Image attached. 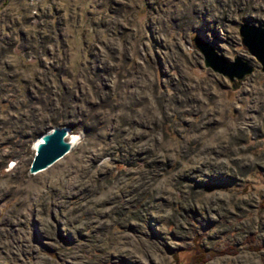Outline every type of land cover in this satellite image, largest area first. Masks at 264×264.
Listing matches in <instances>:
<instances>
[{
	"label": "rangeland",
	"instance_id": "rangeland-1",
	"mask_svg": "<svg viewBox=\"0 0 264 264\" xmlns=\"http://www.w3.org/2000/svg\"><path fill=\"white\" fill-rule=\"evenodd\" d=\"M241 23L264 26V0H0V264H264ZM194 36L252 71L204 67ZM52 126L75 143L29 173Z\"/></svg>",
	"mask_w": 264,
	"mask_h": 264
},
{
	"label": "water",
	"instance_id": "water-1",
	"mask_svg": "<svg viewBox=\"0 0 264 264\" xmlns=\"http://www.w3.org/2000/svg\"><path fill=\"white\" fill-rule=\"evenodd\" d=\"M238 34L241 45L254 56L261 66V71L264 72V26L241 23L238 26ZM192 41L202 54L204 67L226 76L231 82L234 79L238 82L253 69L237 56H234L233 60H227L201 36H194ZM67 133L68 129L63 126H52L40 133L34 143V152L27 171L32 174L39 172L65 155L71 147V143L65 138Z\"/></svg>",
	"mask_w": 264,
	"mask_h": 264
},
{
	"label": "bare ground",
	"instance_id": "bare-ground-1",
	"mask_svg": "<svg viewBox=\"0 0 264 264\" xmlns=\"http://www.w3.org/2000/svg\"><path fill=\"white\" fill-rule=\"evenodd\" d=\"M75 140H76V137H75V136H72V135L70 134L69 142L71 143V147H72V145L75 143Z\"/></svg>",
	"mask_w": 264,
	"mask_h": 264
}]
</instances>
